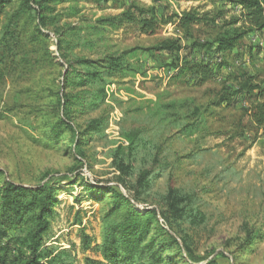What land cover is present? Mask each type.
<instances>
[{
	"label": "rangeland",
	"instance_id": "obj_1",
	"mask_svg": "<svg viewBox=\"0 0 264 264\" xmlns=\"http://www.w3.org/2000/svg\"><path fill=\"white\" fill-rule=\"evenodd\" d=\"M133 1L141 6H155L164 16L198 7L202 11L223 10L224 18L242 13L241 7L221 0H126L123 8L112 1L108 4L77 2L79 16L66 20L84 26L82 35L91 43H72L70 55L98 58L108 52L135 49L129 56L134 71L109 79L102 109L92 114L76 111L74 115L80 130L91 119L108 115L104 131L84 136L83 156L68 151L65 146H53L43 120L28 108L9 109L15 98L25 101L29 91L37 92L45 85L61 81L66 66L59 71L54 66L58 57L55 37L51 35L49 46L54 61H44L45 68L40 67L33 74L18 71L11 76L2 75L3 71L7 72L4 60L9 48L0 40V170L16 182L32 186L58 181V204L45 246L74 250L75 264H84L85 256L101 258L95 252L82 251L80 233L85 230L96 242H102V216L110 197L106 201L89 198L88 183L111 185L130 193L132 200L144 209L160 208L170 187L183 188L192 193L194 215L174 227L178 237H183L191 246L197 264L209 260L219 264H264V129L250 122L242 109L255 103L256 96L241 97L237 104L217 109L219 118L210 126L212 131H221L219 135L204 131L192 136L170 137L176 130L167 133L158 124V118L153 117L158 102L194 97L203 103L208 87H222L243 70L256 74L264 88V52L258 49L264 47V31L250 33L241 41L239 52L237 49L227 55L228 65L205 87H197L194 78L174 79L176 70L163 66L171 60L168 53L152 54L147 50L163 38H181L175 23L166 25L157 35L144 34L134 25L118 29L104 27L100 32L87 29L89 24L97 25L101 17L121 13ZM70 5L65 3L58 8ZM219 21L222 23L223 19ZM182 43L186 48L179 52L181 62L204 57L203 49L188 48L192 40L182 38ZM26 48L25 51L34 46ZM20 51V47H15L13 53ZM207 55L216 58L210 51ZM60 61L65 65L64 60ZM133 129L145 130L142 137L150 141L148 147H140L134 154L128 137ZM64 134L67 138L57 144L70 140L71 131L67 129ZM156 160H159L157 165ZM168 164L170 168L165 171ZM122 165L130 166V172L123 174ZM142 168L161 175L150 176L146 186L139 187L137 179ZM78 211L81 224L75 221ZM249 237L251 242L242 247ZM73 243L75 247H71Z\"/></svg>",
	"mask_w": 264,
	"mask_h": 264
},
{
	"label": "trees",
	"instance_id": "obj_2",
	"mask_svg": "<svg viewBox=\"0 0 264 264\" xmlns=\"http://www.w3.org/2000/svg\"><path fill=\"white\" fill-rule=\"evenodd\" d=\"M110 1L123 8L126 0H0V40L9 48L4 60L7 72L3 71L2 75L9 73L11 76L18 71L33 74L40 67L45 68L42 66L44 61H54L49 51L51 35L55 37L58 53L54 66L58 71L66 66L60 82L45 85L37 92L29 91L25 101L15 98L10 111L18 107L28 108L30 113L43 120L46 135L53 146H65L68 151L82 156L84 136L104 131L108 115L105 113L91 119L83 130L75 125L74 115L76 111L92 114L102 109L109 79L134 71L129 56L135 49L108 52L98 58L70 55L72 43L83 45L91 42L82 35L84 26L66 19L79 16L77 2L108 4ZM221 1L241 7V15L224 18L223 10L202 11L198 7L164 16L158 13L155 6H141L133 1L121 13L101 17L97 25L89 24L87 29L100 32L104 27L118 29L134 25L144 34L157 35L166 25L175 23L182 33L181 38H163L147 50L152 54L168 53L171 56L169 63L164 62L163 66L176 70L174 79L187 76L195 79V86L205 87L226 66L227 55L234 54L237 49L239 52L241 41L252 32L264 31V0ZM65 3L71 5L58 8ZM219 19H223L222 23ZM182 38L192 40L188 48L203 49L201 53L204 57L198 61L181 62L179 52L186 48ZM27 45L34 48L25 51ZM15 47H20V53H13ZM258 49L264 52V47ZM208 51L216 58H209L211 55L207 57ZM60 60H64L65 65ZM70 87L72 90H69ZM204 93L206 99L203 103L194 97L160 101L153 117L158 118V124L165 127L167 133L176 130L170 137L192 136L204 131L219 135L221 131H212L210 126L216 117L219 118L217 109L223 105H235L241 97L256 96L255 103L249 108H242L243 114L259 129H264V88L257 81L256 74L240 71L229 78L224 86L208 87ZM76 107L78 110H74ZM67 129L72 134L70 140L57 144L60 139L67 138L64 134ZM144 131L133 129L129 134L131 153H138L140 147L146 148L150 144L142 137ZM169 168L170 164L165 166V171ZM121 171L123 174L129 173L130 166L122 165ZM152 175L157 178L161 174L140 169L137 186H146ZM50 181L27 185L14 181L0 170V264L76 263L74 250L45 246L59 196L58 181ZM86 188L91 199H110L102 216V242H96L85 230L80 233L82 251H92L101 256H85L84 264H197L191 246L183 237H178L174 227L177 222L186 221L194 215L192 193L183 188L170 187L160 208L144 209L132 200V194L111 185L88 183ZM76 200L80 201V198ZM79 214L78 211L75 221L81 224ZM12 232L16 234L12 235ZM251 238H246L247 242L242 247H246ZM71 247H75V244H71ZM202 264L219 263L209 260Z\"/></svg>",
	"mask_w": 264,
	"mask_h": 264
}]
</instances>
